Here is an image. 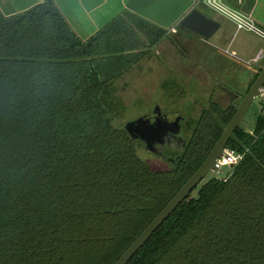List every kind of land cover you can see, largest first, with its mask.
<instances>
[{
    "label": "trees",
    "instance_id": "obj_1",
    "mask_svg": "<svg viewBox=\"0 0 264 264\" xmlns=\"http://www.w3.org/2000/svg\"><path fill=\"white\" fill-rule=\"evenodd\" d=\"M131 25L154 41L141 43L121 17L80 40L49 0L0 14V264H112L232 116L233 100L192 123L174 112L180 149L152 154L163 169L140 160L136 149H147L113 126L104 103L164 32ZM224 148L241 159L196 185L126 264H264V116L250 133L238 126Z\"/></svg>",
    "mask_w": 264,
    "mask_h": 264
},
{
    "label": "rangeland",
    "instance_id": "obj_2",
    "mask_svg": "<svg viewBox=\"0 0 264 264\" xmlns=\"http://www.w3.org/2000/svg\"><path fill=\"white\" fill-rule=\"evenodd\" d=\"M248 1L252 3L254 0ZM255 1L263 2L264 0ZM218 4L228 10L237 9L228 2L220 1ZM209 13V16L218 20L221 26L212 37L202 39L206 43L203 46L200 44L192 45L191 50L197 56L195 64L198 67L197 69L194 65L193 73H197V76H192V85L190 83V76L183 78L185 81L180 92L176 94V98L173 93L166 92L157 87L161 76L156 75L154 72H152L154 74L152 75L149 69H147V63L144 62L146 59L141 61L136 67L130 68L122 74L118 82L109 89L108 100L106 98L107 101L104 103V107L111 117L113 126L116 128L124 127L128 122L138 117L151 115L155 108L160 113L166 115L169 120L174 117L173 114L175 112L178 116H183L192 123L203 110L208 109L212 105L211 103L226 107L232 100L235 103L240 101V95L245 90L243 84L246 83L248 73L252 71V67L254 66L251 58L259 46L264 48V41L245 30L234 33V26L231 21L215 11L209 10ZM220 20H226L225 38L222 35L224 25H222ZM219 37L220 39H218ZM225 42V55L222 52L219 55L213 53L214 49L216 51H223L222 47H224L223 44ZM204 74H211L212 76L210 75V77L221 88L209 87L208 79H206L207 83L197 81V79H201V76L205 77ZM150 87L152 88L150 89ZM227 90H230L235 95L232 96L228 92L227 94ZM170 100L172 101L168 102ZM260 107L259 99L257 97L253 98L244 115V121L239 126L245 129L246 127H252ZM165 152L169 155L172 154L169 151ZM136 155L151 169L159 170L166 166L162 159L155 157L141 147L136 149ZM228 172L229 167H222L218 169V172L210 171L197 185L211 177L223 178ZM196 190L197 188L191 192L192 197L195 196Z\"/></svg>",
    "mask_w": 264,
    "mask_h": 264
},
{
    "label": "crops",
    "instance_id": "obj_3",
    "mask_svg": "<svg viewBox=\"0 0 264 264\" xmlns=\"http://www.w3.org/2000/svg\"><path fill=\"white\" fill-rule=\"evenodd\" d=\"M45 1L48 0H0V14L4 17L12 16ZM49 1L53 3L60 16L67 23L75 36L80 40L87 39L100 28L104 27L106 24L118 17H121V20L133 30L134 27L131 25V20L137 18L140 21L146 22L153 28L164 32L163 35L159 37V39L155 41L151 47L146 48L145 54L135 63H133L128 69L136 67L141 61L146 59L144 62L147 63V69H149L151 74L154 75L152 73L154 72L156 75L161 76V80L157 87L165 90L166 92L173 93L175 97L183 86L185 81L183 78L190 76L191 83V81H193L192 76H197V73H193L194 67L196 66L197 69L198 67L195 64L197 56L191 50L192 45L200 44L203 46L206 44L201 37L181 28L178 23L191 9H196L204 16L215 21L219 25L218 29L221 26L218 20L209 16L210 9L195 3L194 0ZM237 8H239L240 12L248 15L257 28H260V30L264 31V1L260 2L254 0L252 3H250L248 0H243L240 1V4L237 6ZM220 21L222 25H224L222 35L223 38H225L226 20ZM216 31L211 35V37L216 34ZM135 33L139 38V41L144 42L145 45L148 44V41H145V38L149 37V41H154L152 36L149 35L146 37V33L144 35L136 31ZM234 33H236L235 30ZM173 39L176 40V43L180 48L179 50L176 48V44L172 42ZM218 39H220V37ZM223 46V51H216L214 48V50L212 48L210 49H212L214 51L213 53L215 54L219 55L222 52L223 55H225L226 42L223 44ZM263 51L264 48L259 46L251 60L253 61V59L259 56ZM253 65V69L248 73L246 83L243 84V87H246V84L250 81L255 69L257 68L255 64ZM204 75L205 77L201 76V79H197V81L207 83L206 79H208L209 87H220L219 84L210 77L211 74ZM152 87H150V89ZM227 92L229 93L230 90H227L226 93ZM171 101L172 100L168 102ZM243 129L250 133L252 127H246V129Z\"/></svg>",
    "mask_w": 264,
    "mask_h": 264
},
{
    "label": "water",
    "instance_id": "obj_4",
    "mask_svg": "<svg viewBox=\"0 0 264 264\" xmlns=\"http://www.w3.org/2000/svg\"><path fill=\"white\" fill-rule=\"evenodd\" d=\"M178 25L190 31L202 39H209L211 35L218 29L219 25L201 14L196 9H191L178 23ZM256 67L259 69L258 74L247 88L246 93L235 103V110L222 129L216 141L208 151L206 157L201 162L199 167L190 175L185 183L178 189V191L170 198V200L164 205V207L154 216V218L144 227V229L134 237L126 249L118 256V258L112 264H126L127 261L133 256V254L143 245V243L150 237L154 230L165 220V218L173 211V209L196 187V185L204 178V176L210 172L216 171V165L214 161L221 156L230 135L244 121V115L251 104L253 98L256 97L258 89L264 82V51L257 57L255 62ZM153 122L149 118L143 119V123L136 121L135 123H127L124 128L127 130L129 126H132V132L136 134L138 140H141L146 145L144 140L145 134L157 133L158 129L162 128L164 133L168 134H180L181 129L178 123V118L174 117L170 122L165 116L155 113ZM175 127L176 131H173L171 127ZM142 130L143 135L140 134ZM138 133V134H137ZM179 144L182 146L183 141L180 138Z\"/></svg>",
    "mask_w": 264,
    "mask_h": 264
},
{
    "label": "built area",
    "instance_id": "obj_5",
    "mask_svg": "<svg viewBox=\"0 0 264 264\" xmlns=\"http://www.w3.org/2000/svg\"><path fill=\"white\" fill-rule=\"evenodd\" d=\"M195 3L203 5L207 7L208 9L215 11L217 13H220L225 18H227L234 26L235 32L240 30H245L246 32H250L260 39L264 41V31L258 29L254 23L252 22L251 18L240 12L237 6L240 4V0H227L228 2H231L233 6H235L237 9H226L225 7L218 4V2L222 0H194ZM223 2V1H222ZM258 57V56H257ZM257 57L253 59L252 63L255 64ZM256 97L259 99L260 104V110L259 113L264 116V82L262 86L258 89ZM241 155L234 152L231 149L224 148L222 150V154L220 157H218L214 164L216 165V171L218 172V169L222 167H230L235 165L240 159Z\"/></svg>",
    "mask_w": 264,
    "mask_h": 264
},
{
    "label": "flooded vegetation",
    "instance_id": "obj_6",
    "mask_svg": "<svg viewBox=\"0 0 264 264\" xmlns=\"http://www.w3.org/2000/svg\"><path fill=\"white\" fill-rule=\"evenodd\" d=\"M155 113H159L160 115H163L162 113H160L157 109H154L153 113L149 116H141L136 118L135 120L130 121L129 123H135L136 121H139L140 123H143V119L145 118H149V120L151 122H153L154 117H156ZM177 117V116H176ZM169 122L171 120L174 119V117L169 120L167 117H165ZM179 123V120H178ZM180 126V125H179ZM173 131H176L175 127H171ZM181 129V128H180ZM127 132L133 137V138H137L136 134H134L132 132V126L130 125L129 128L127 129ZM144 133V132H143ZM142 130H140V134L143 135ZM138 134V133H137ZM146 136H144V140L146 141V145L143 143V145L145 146V148L147 149V151L151 154H155V155H159L160 157L163 156V148L167 147L169 149H171L173 152L177 151L180 149V144H179V139L181 137V133L180 134H168V133H164V130L161 128L158 129V132L156 133H151V134H145Z\"/></svg>",
    "mask_w": 264,
    "mask_h": 264
}]
</instances>
